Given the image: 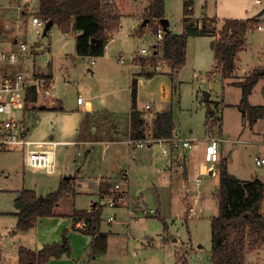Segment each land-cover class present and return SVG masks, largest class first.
<instances>
[{"label":"rangeland","instance_id":"374dc122","mask_svg":"<svg viewBox=\"0 0 264 264\" xmlns=\"http://www.w3.org/2000/svg\"><path fill=\"white\" fill-rule=\"evenodd\" d=\"M38 2L39 0H0V35L7 39L6 42L11 43L16 39L26 41L30 46L37 41L42 45H50L54 56V83L62 98L65 111H67L65 113V111L38 109L39 116L35 119L31 118L32 122L35 120V125L29 119L25 122L26 125L30 126L31 124L32 126L31 138L35 141L49 140L53 135L57 141L76 144L77 117H64L63 115L80 114L78 113L79 97L84 101L91 100L100 110L104 109L103 101H105L107 106L104 110L118 111L121 120L126 121V111L129 110L131 102L130 56L142 49L152 52L155 46H158L160 55L162 54L161 40L157 37L160 22L154 26L155 29L153 26H148L141 36L135 35L143 30L142 26L138 28L137 22L144 12L143 4L144 6L147 4L145 0H114L116 11L121 16V26L115 33V41L109 47L110 58L98 60V65L101 64L107 68V74L104 76L92 75L89 72L91 59L78 57L76 32L71 31L69 35H64L65 33L55 25L46 35L43 34L44 29L41 37L34 38L32 36L33 28L31 23L28 26L27 19L32 18L33 13L37 10ZM262 2L261 5L256 6L253 0H195L194 16L196 18L201 19L208 16L217 18L219 23H223L225 19L252 18L254 15L259 16L262 13L263 16L258 24L247 36L244 50L239 53L235 78L223 79L220 71L213 70L211 73L214 68V53L211 47L213 37L202 36L188 39L186 65L179 72L175 81L168 75L171 68L163 64L162 70L157 71L160 73L159 75L151 79L145 78L139 82L138 109H143L150 104L155 106L157 112H162L172 106L174 122L180 127L182 135L198 140H203L207 131L205 121L208 102L204 101L205 92L212 93L210 100L212 108L215 107L212 103L223 98L228 104L231 103L233 106H225L223 112L218 114L223 128H220L219 122L214 121L211 124L212 126L216 125V129L221 132L222 138L225 140L221 146L223 153L220 151V158L213 171L215 169L219 171L221 160L228 158L229 172L247 181L254 180L264 173V165L256 164V158H264V119L251 127L248 121L242 117L238 107L235 106L242 99V90L232 82L241 81L242 78L247 77L245 74L252 73L256 68L264 70V32L258 29L259 25H264V12H262L264 0ZM28 7L29 13L23 15L24 10L28 12ZM165 10L166 19L170 23L169 30L176 34L183 33V0H165ZM144 16L148 19L143 14ZM27 31L28 34H26ZM120 52L124 54L125 58H128L123 66L119 65L116 58ZM145 68L146 71L154 70L150 65H146ZM137 69L143 71V67ZM113 74L119 76L114 77L112 81ZM174 87L177 88V92L173 96ZM263 87L264 79H261L250 96L252 105H264ZM221 108L222 103L218 109ZM54 113L56 115H53ZM16 116L19 119L17 114ZM146 116L148 120L151 117ZM40 123L43 129L50 132L45 139L36 137L37 127ZM112 123L117 124V127L123 130L120 126L124 123L121 121L117 122L116 120V123ZM150 125L151 123H147V136L152 133V130L149 129ZM90 126L87 125L86 128L89 130ZM107 128L110 130L112 126ZM96 132L99 134L96 136L98 138H109L107 133L103 136L102 128L98 127ZM119 133L121 132L119 131ZM92 134L95 136L94 133ZM123 137L122 140H127L129 136ZM80 145V147L75 145L61 147L59 153L64 167L75 172L78 171L79 176L86 177L85 186L80 187V194L75 198L71 196L72 198L65 199L64 207L75 205L80 209H89L91 204L102 203L104 205L103 231H113L128 237L130 241L126 239L130 244V252L135 253L136 259L139 260L134 264H212L211 220L218 214L217 190L220 187L218 172L213 176L210 171L209 173L205 171L206 173L200 178L202 183L207 182L204 192L200 193V196L199 193L198 196L189 195L188 188L198 190L196 179L199 171L195 167V162H191L188 167L190 175L184 179L183 171L179 168H177L179 170L177 174L170 176L166 168V161H162L158 157H163L160 155L159 146H154L150 152L153 159L149 162L141 159V162H138L135 158L139 157L141 152L131 149L125 143L97 142ZM91 145H94V148L92 152H89L92 148ZM203 147L205 148V145L195 148L202 161ZM199 161L201 165V160ZM158 164H162V166L159 168ZM174 168L176 169V167ZM24 170L29 172L33 169L26 168L24 155L20 151L0 155V264L15 263L16 255H12L13 241L10 236H3V227L11 221L5 215L11 216L15 210L16 191L26 185L23 176ZM126 170L131 172L129 186L120 182L123 188L116 190L114 183L121 181V174ZM6 175L9 177L6 178ZM103 176L110 177L113 183L108 187L105 198L100 196L98 189L93 192L96 180ZM44 180H55V177L40 173V175L32 177L29 183L32 189L34 188L38 192L43 189L41 193H44L49 191L50 185L53 184L48 183L43 187L42 181ZM100 182L110 185V180L107 178ZM128 194L129 196H127ZM141 196L143 197L141 207L158 210L160 215L146 217V214L139 210L135 211L133 216L132 211L138 208V200ZM111 199H118L120 205L124 204L121 207L112 208L109 205ZM262 212L264 214V202L262 203ZM114 215L115 220L112 223L108 222V218ZM132 217L134 220L131 219ZM128 224H132L130 231L127 228ZM146 237L148 240L145 239ZM141 243H145V245L141 246ZM134 248L138 250L134 252ZM245 263L264 264V242H261L255 250L246 253Z\"/></svg>","mask_w":264,"mask_h":264},{"label":"trees","instance_id":"16d2710c","mask_svg":"<svg viewBox=\"0 0 264 264\" xmlns=\"http://www.w3.org/2000/svg\"><path fill=\"white\" fill-rule=\"evenodd\" d=\"M195 0H183V33L175 34L165 30L162 40V54L166 66L171 68L168 75L174 80L179 71L186 65L187 45L190 37L217 36L212 44L214 53V69H220L224 78L231 77L235 70V59L247 43V33L253 30L259 19L252 17L244 20H225L218 32L216 19L204 17L194 22ZM44 21H53L63 32L77 31L76 51L79 56L101 57L106 47L120 27V17L108 11L102 0H39L36 14ZM149 22L154 26L166 18L165 0H150L147 12ZM150 23V24H151ZM145 29L146 26H142ZM159 60L156 57L143 59L142 67L150 65L155 68ZM264 70L256 68L245 80L239 83L242 99L238 108L242 117L251 127L258 120L264 119V105L254 106L250 103L253 89L260 81ZM155 73H148L149 77ZM51 82L52 76L48 77ZM264 94V88H263ZM38 93L31 90L28 94L27 106L37 101ZM206 113V121L210 115L218 114L222 109L214 104ZM53 110L56 107L52 108ZM61 110V108H60ZM131 136L134 139L147 137L146 120L138 109V81L132 83V112L130 116ZM222 128V124L221 127ZM173 110L158 112L152 127L154 138H170L175 132ZM220 187L217 190L218 214L211 220L212 229V264H246V253L255 250L264 242V182L260 179L243 181L230 174L227 160H221L219 168ZM68 180H63L59 189L45 196H38L34 190L23 189L15 201L17 209V230L28 231L36 226L44 217L56 216L55 209L67 191ZM75 229L94 238L92 253L94 256L105 254L108 247V235L101 233L103 221V205H93L90 211L75 210L72 216ZM165 221V220H164ZM167 225L165 223V229ZM70 255V243L67 232L61 243L44 246L34 251L20 248V264H45L52 258Z\"/></svg>","mask_w":264,"mask_h":264},{"label":"crops","instance_id":"0c3cea01","mask_svg":"<svg viewBox=\"0 0 264 264\" xmlns=\"http://www.w3.org/2000/svg\"><path fill=\"white\" fill-rule=\"evenodd\" d=\"M149 1L150 0H145V2L147 3L146 6H144L143 3L139 2L140 4H143L144 12H142L140 17L138 15V17H139L138 18L139 21L137 22L138 28H139V26H146V27L141 32H139V34H135V35L141 36V34L143 32H145V30L148 28V26L154 27L153 22L151 24H149V22H148L146 25H144L146 17L145 16L143 17V14L147 15L148 7H149ZM253 1L255 2L256 0H253ZM102 2L108 11H112V12H114V14H117L120 17V26H121V16L116 11L114 0H102ZM27 9H28V12H26L24 10L22 12L23 15H26V13H29V11H30L29 7ZM38 9H39V2H38L37 10L35 11V13H33L32 17L37 16L36 14H37ZM262 12H264V10ZM250 16H253V15H250ZM262 16H263L262 13H260L259 16L254 15V17L258 18L259 20ZM205 17L217 20V18H212V17H208V16H205ZM203 18L204 17H202L201 19L196 18L194 16V14L192 16V19L194 22H198V21L202 20ZM27 20H28L27 22H28V26H29L31 19L28 18ZM225 20H231V19H225ZM234 20H239V19H234ZM242 20H244V19H242ZM224 21H223V23H219L217 21L216 28L218 31H220L222 29V27L224 26ZM28 26H27V28H28ZM53 26H55V25H52V27ZM154 29H155V27H154ZM168 31H170L169 25H168ZM251 31L252 30L248 31L247 36ZM70 32H68V33L64 32L65 33L64 35H69ZM73 32H76L75 33L76 34L75 40H76V45H77V38L79 36V32H77V31H73ZM115 33L116 32H114V34L112 35L113 37L111 38L110 42L108 43V45L106 47L105 54L103 56L93 58V57L79 56L77 54L78 57L81 59H84V58H90L91 59V61L89 62V66H90L89 72L92 75L99 74V76H104L107 74V68H105L104 66H101V64L98 65L97 63H98V60H105V59L110 58L109 47H110L111 43H113L115 41V36H116ZM212 37H213V41L215 39H217V36H212ZM194 38H196V37H194ZM9 39H11V38H9ZM0 40L5 41L6 39L2 38L0 35ZM14 40H16V39H14ZM32 46H33L31 49L32 57L27 58L25 60H22L20 62V64H18L15 67V69L21 70L23 68H26L27 70L33 71L36 75L38 74L40 76H47V77L52 76L53 81H54V79H55L54 75H53V57L54 56L52 54L50 45H42L39 41H37V42H34V44ZM161 46H162V42H161ZM12 48L16 49V47H14V46ZM187 49H188V45H187ZM154 51L155 52L158 51V46L157 47L155 46V49L152 52H154ZM153 55H155V53L150 52L149 57H144L141 55V51H140L138 53H134L129 58V60L131 61V65H130L131 66L130 86H129L131 102H130L129 110L126 111V114H127L126 121L121 120V118H120L121 116H119L120 113L118 111L109 112L108 110H104L105 107L107 106V103L105 101H103L104 102V109H102V110H100L99 107H96V105H94V103L91 100H86L82 104L78 103V106H79V112L78 113H80V114L75 113L72 115H69V114L63 115L64 117H72V116L77 117L76 127H75L76 135H77V141H76L75 146L80 147L81 146L80 144H83V143L93 144V143H97V142H104V143L106 142L107 144L120 142V143H125L126 145H128L127 141L129 139L133 138L131 136V127H130V116H131V112H132V83L135 79L138 81V102H139V82L145 78L151 79V78H154L155 76L160 74V73H157V71L153 67L152 68L154 70H152V71H146L145 67H143V71L137 69L138 67H142L141 61L143 59L151 58ZM133 57H134V59H133ZM155 57L157 58V60L160 61L159 57H157V56H155ZM116 58H117V61H118L120 66H123L124 64H126V59H128V58H125V56H124V54H122V52H120ZM120 58H124L123 64H121L119 62ZM96 59H97V61H96ZM238 59H239V54L237 55V57L235 59L236 67H235V70L233 71L231 77L224 78L220 69L215 70L213 68L211 73L213 72V70L216 72L220 71V74L222 75L223 79L235 78L237 67H238ZM137 64H139V65H137ZM214 66H215V60H214ZM152 72L155 73V75L152 77H149L148 73L150 74ZM250 74H248V75H250ZM248 75L245 74V76H248ZM116 76H119V75L113 74L112 81L114 80V77H116ZM176 78L173 81H175ZM261 79H264V75H262ZM244 80H245V78H242L241 81H233L232 84L239 87L238 84ZM176 92H177V88L174 87L172 90V95L174 96ZM173 96H172V99H173ZM211 96H212V93L209 92V95L207 96L208 98H206V97L204 98V101L208 102L207 103V110L211 106V104H210L211 103V101H210ZM37 98L38 99L35 103H30L28 106H26V109L23 112H19L17 114L19 116V119H22L24 121V124L27 121V119H29L30 122L33 125H35L34 124L35 120H33V122H32L31 118L34 117V119H35L39 116L38 109L53 110L52 108L56 107V109H54L53 111H63V112L65 111V107L63 105L62 98L60 97V94L57 92L56 86L50 92L38 93ZM220 103H222V108H221L222 112H223L225 106H231L232 105L231 103L228 104L224 98L221 99L220 101H218V100L215 101V103H212V105L217 104L218 106H220ZM223 104H224V106H223ZM239 104H236L235 106L238 107ZM254 106H260V105H254ZM60 108H61V110H60ZM138 108H139V106H138ZM172 108L173 107L171 106L170 109H167V110L162 111V112L170 111V110H172ZM139 110L143 113V117L145 118L146 122L148 121L147 123H151L149 129L152 130L153 122L155 120V115H156V113H158L155 110V106H152L149 104V105H146L143 109H139ZM238 110H239V108H238ZM66 112L67 111H65V113ZM68 113H70V112H68ZM53 115H56V113H54ZM146 115L151 116L149 118V120H148ZM173 118H174V112H173ZM116 120H117V122L121 121L122 123H124L123 124L124 126L123 125L120 126V127H122L123 130L119 129L117 127L118 126L117 124L112 123V122L116 123ZM261 120H263V119L258 120L257 123ZM147 123H146V126H147ZM41 125H42L41 123L38 124L37 131H36V133H37L36 137H38L40 139H45L47 136H49L50 132L47 129H43L41 127ZM87 125H91L89 130L86 128ZM111 126H112V128H110V130H109L107 127H111ZM25 127L28 131L29 138L31 140H33L31 138L32 137V126H31V124H30V126L28 124L27 125L25 124ZM98 127L102 128L103 136L105 133H107V136L109 138L101 139L102 137L101 138L96 137V136H99V134L96 132V131H98ZM175 128L176 129H175L173 136L177 135L181 138L196 139V138H192V137L183 136L180 127L177 126L176 123H175ZM119 131L121 133H119ZM222 132H223V129H222ZM92 133H94L95 136H93ZM149 134L150 135H148V136H152V133H149ZM115 136H117V137H115ZM122 136H124L123 138H127L128 136L129 137L127 138V140H124V139L122 140ZM49 140H55V137L52 135L51 139H49ZM34 141H35V139H34ZM37 141H44V140H37ZM224 142H225V140H224ZM200 145H204V143L201 142ZM68 146H70V145H61L58 148V167H57V171L55 173L50 174V173H47L45 171H40V170H31L29 172H26L25 170L23 171L24 181H25L26 185L25 186L23 185V187L21 189L16 191L15 199L18 196H20V193L23 189L34 190L38 196H45V195H48L52 192L57 191L63 180H68L69 184L67 185V191H66L65 195L63 196L59 205L55 209L56 216L41 218L38 221V223L36 224V226L33 227L32 229L28 230V231H19L16 229L17 224H18V217H17L18 211L16 208L11 213V216L5 215V217H8L9 219H11V221L8 222L9 223L8 225L3 227L4 228L3 236H10L12 238V241H13L12 242L13 243L12 255H14V254L16 255L14 264H20L19 263V250H20V248L23 247V248H27V249L34 250V251L41 250L46 245L53 244V243H61L63 240V235L66 232H67V238H68L69 243H70V255L69 256L63 255L60 258H52L45 264H134L135 261H139V260L136 259L137 255L135 253L132 254L130 252V244L127 241L128 237L125 234H119V233H116L113 231H109V232L103 231L102 223L104 220L101 223L100 231H101V233L108 235V247H107L106 253L102 254V255H96V256L93 255L92 244H93L94 238L92 236H90L88 234H84V233L78 231L77 229H75V223H74V220L72 218L73 212L75 210L90 211L93 205H95V204L100 205L101 203L91 204L90 205L91 207L89 209H80V208L75 207V205L71 206V207L70 206H68V207L63 206V202L65 201V199H69L72 197L75 198L78 194H80V192H81L80 187H82V185L85 186L84 184L86 182V177L79 176L78 171L75 172L72 169L70 170L69 168L64 167V165L62 164V162L60 160L59 153L61 151V147H68ZM91 146H92V148L89 150V152H92V149L94 148V145H91ZM199 146H197L195 144L193 149H188V150H185L184 152H182V151L173 152L169 157H165V158L164 157L161 158L160 156H158V153H157V156L162 161H166V163H167V164L165 163L166 168L168 169V173L170 174L171 177L174 176V174H177L179 172V170H177V168H179L183 171V176H184L183 178L187 179V177H189V175H190L189 171H188L189 170L188 167L190 166L191 162L192 163L195 162V167L199 171V173L197 174V179H198V178L203 177L201 174H203L205 172V170L207 169V166L205 165L206 162L204 161V150H205V148L203 147L202 151H201V155L203 154V161H202V158L200 157L199 153L197 151H195V148L199 147ZM153 147L154 146H148L147 148H144L141 150L134 149L131 147L130 148L133 150H138L141 152V154L138 155L139 157H136L135 160H137L138 162H141L140 160L142 159L143 161L149 162L151 159H153L152 158L153 156L150 153L151 150L153 149ZM16 151H20L22 153V151L20 149H15V150L3 152V153H13ZM221 152L223 153V147H222ZM3 153H0V155ZM222 156H223V154H222ZM224 159H226L227 163H228V158H224ZM199 160H201V163H202L201 165H200ZM161 166H162V164H158L159 168ZM174 167H176V169ZM228 168H229V165H228ZM212 172H213L212 175L214 176L218 171L215 169L214 171L212 170ZM40 173L45 175V176H54L55 177V180H44V181H42L43 187L46 186L48 183H53L52 185H50L51 189L49 191H45L44 193H41V190H43V189H41L39 192L34 188L32 189V187L30 186V183H29V180L32 179V177H36V175H40ZM230 174L235 176L231 172H230ZM217 175L219 176V173H217ZM5 177L8 178L9 175H6ZM67 177H68V179H66ZM235 177H237L243 181H247V180L242 179L241 177H238V176H235ZM80 178H83V180H80ZM105 178L110 180V182H109L110 185L108 183H106V185H104L103 183L100 182L102 179H105ZM36 179H38V178H36ZM256 179H260L261 181L264 182V173L262 175L257 176ZM130 180H131V172L129 170L128 171L126 170L125 172H123L121 174V181H118V182L119 183L123 182L128 187L129 186L128 181L130 182ZM116 182L114 183V187H115V184L118 183V182L117 183ZM111 184H113L111 182V178L107 177V176H103L102 178L96 180V182L94 184V191L93 192H95V190L98 189L100 196H102V198H105V196L107 195V189H108V187L111 186ZM206 184H207V182L202 183L197 188L198 190L188 188L187 192L190 193L189 195H192V194L197 195L199 193V196H200V193L204 192ZM104 188H105V190H104ZM127 196H129V194ZM141 200H143L142 196L138 200L139 201V204L137 205L138 208L135 209L134 211H132L133 216L135 214V211L137 212L139 210H142V212L144 214H146L145 215L146 217H152V216L160 215L158 210L155 211L154 209H146V208L143 209V207H141ZM116 204H117L116 207L117 206L121 207L124 203L120 205L119 200H118V202ZM103 207H104V205H103ZM131 219L134 220V217H132ZM110 223H112V222H110ZM129 223H131V222H129ZM131 226H132V224H128L127 228L129 231H130ZM145 239L148 240V237H146ZM149 244H151V242H149ZM143 245H145V243H141V246H143ZM133 250L135 252L138 249L134 248Z\"/></svg>","mask_w":264,"mask_h":264},{"label":"built area","instance_id":"2783aa9c","mask_svg":"<svg viewBox=\"0 0 264 264\" xmlns=\"http://www.w3.org/2000/svg\"><path fill=\"white\" fill-rule=\"evenodd\" d=\"M255 3L256 5H261L263 2L262 0H256ZM30 23L33 28L32 36L38 38L41 37L48 21H44L38 16H33ZM158 26L157 37L162 42L165 30L161 23ZM258 29L264 32V25H259ZM26 34H28V31ZM6 40H0V153L20 149L24 155L26 168L53 174L57 171L58 167L59 146L76 144L56 140H31L24 121L18 119L16 114L26 109L28 94L32 89L37 93L50 92L55 88V83L53 80L50 82L47 76L36 75L33 71L27 70L26 68L16 70L15 67L22 60L32 57L31 49L33 46H30L26 41L14 40V42L8 43ZM13 46L16 49L12 48ZM151 53H155L152 57H160V61L155 67V70H162L163 64L165 65L164 61L161 60L163 54L160 55L159 50ZM141 55L149 57L150 52L142 49ZM119 62L123 64L124 58H120ZM83 102L84 100L79 97L78 103L82 104ZM214 121L220 123L215 115H210L207 119V131L203 140L181 138L177 135L170 138L147 136L141 139L131 138L127 141V144L129 147L138 150L147 148L148 146H159L160 155L169 157L173 152H184L185 150L193 149L195 144L199 146L203 142L205 145L204 161L209 165H206L207 169L205 171L209 173V171L213 170L220 158L221 146L224 142L221 132L216 129V125H211ZM256 164L263 166L264 158H256ZM206 172L201 175L203 176ZM201 183L202 180L198 178L196 185L199 187ZM115 189H122L121 184H115ZM117 202L118 199H111L109 201L110 207H116ZM114 220L115 216L108 218L109 222H113Z\"/></svg>","mask_w":264,"mask_h":264},{"label":"water","instance_id":"95a60500","mask_svg":"<svg viewBox=\"0 0 264 264\" xmlns=\"http://www.w3.org/2000/svg\"><path fill=\"white\" fill-rule=\"evenodd\" d=\"M148 22H149V19H146L145 22H144V25H146ZM160 23L162 24L164 30H167V29H168L169 21H168L166 18L163 19V20H161ZM52 25H54V22H53V21H49V22L47 23V26H46L45 31H44V35L47 34V32H48V31L50 30V28L52 27ZM263 75H264V72H263ZM208 95H209V93H208V92H205V97H206V98H208V97H207ZM210 174L212 175L213 172H210ZM66 179H68V177H67ZM199 264H202V263H199Z\"/></svg>","mask_w":264,"mask_h":264}]
</instances>
